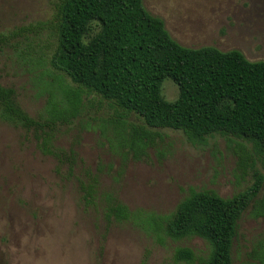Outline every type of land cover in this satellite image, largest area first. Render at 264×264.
<instances>
[{
	"label": "trees",
	"instance_id": "1",
	"mask_svg": "<svg viewBox=\"0 0 264 264\" xmlns=\"http://www.w3.org/2000/svg\"><path fill=\"white\" fill-rule=\"evenodd\" d=\"M10 51L45 102L32 115L17 89L1 81L0 68V120L24 129L71 176L78 153L59 145L58 134L83 117L87 96H99L115 110L103 120L104 129H114L110 141L126 156L146 154L161 136L158 130L169 129L193 144L221 135L245 162L257 157L264 167V60L252 61L238 49L184 46L144 0H56L49 20L0 32V61ZM167 78L179 86L174 101L162 94ZM131 114L145 124L131 123ZM263 185L264 174L257 171L251 186L228 198L191 188L165 215L132 211L113 192L104 193L100 204L107 224L132 221L162 245L194 236L208 242L205 256L177 247L179 264H236L243 215L264 217ZM80 187L84 202L97 205V179L81 181ZM240 264H264V234Z\"/></svg>",
	"mask_w": 264,
	"mask_h": 264
},
{
	"label": "rangeland",
	"instance_id": "2",
	"mask_svg": "<svg viewBox=\"0 0 264 264\" xmlns=\"http://www.w3.org/2000/svg\"><path fill=\"white\" fill-rule=\"evenodd\" d=\"M55 1L0 0V32L49 20ZM144 3L184 46L238 49L252 61L264 60V0ZM0 68L1 81L13 85L22 105L36 115L45 100L13 51L2 58ZM162 94L174 101L179 86L167 78ZM114 113L107 100L87 96L83 117L62 127L58 144L78 153L73 176L53 155L42 153L24 129L0 120V264H179L174 251L180 246L205 256L209 245L199 236L168 239L162 245L132 221L107 224L103 194L115 193L132 211L165 215L191 188L228 198L251 186L257 171L264 174L261 160L245 162L221 135L193 144L180 131L159 129L161 136L146 154L126 156L110 141L114 129H104L103 120ZM128 120L145 124L134 114ZM93 179L98 181V204L87 205L80 182ZM263 234L264 217L246 212L234 247L236 264Z\"/></svg>",
	"mask_w": 264,
	"mask_h": 264
}]
</instances>
